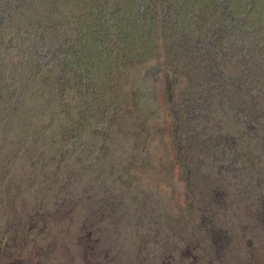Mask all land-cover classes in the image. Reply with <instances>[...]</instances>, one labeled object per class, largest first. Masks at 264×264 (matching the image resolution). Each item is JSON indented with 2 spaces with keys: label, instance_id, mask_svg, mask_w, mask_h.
I'll return each instance as SVG.
<instances>
[{
  "label": "rangeland",
  "instance_id": "1",
  "mask_svg": "<svg viewBox=\"0 0 264 264\" xmlns=\"http://www.w3.org/2000/svg\"><path fill=\"white\" fill-rule=\"evenodd\" d=\"M150 1L0 0V264H264V87L235 91L243 83L235 89L230 77L250 68L213 60L221 31L189 16L175 13L167 32L162 13H143L152 19L141 34L157 49L102 38L116 22L130 30L136 6ZM248 1L251 10L262 0ZM85 7L96 9L101 52L75 50L76 39L55 32L81 16L84 24ZM262 21L256 28L250 17L244 38L264 41ZM134 46L142 56L129 80L118 60L110 82L90 88L102 99L57 88L73 56L90 62ZM194 51L203 63L187 66ZM257 68L264 62L249 77ZM218 79L230 98L214 92ZM111 105L126 116L109 135L100 121Z\"/></svg>",
  "mask_w": 264,
  "mask_h": 264
},
{
  "label": "trees",
  "instance_id": "2",
  "mask_svg": "<svg viewBox=\"0 0 264 264\" xmlns=\"http://www.w3.org/2000/svg\"><path fill=\"white\" fill-rule=\"evenodd\" d=\"M163 1L165 0H152L148 2V4L144 5V8L136 6L139 9H137V12H135L133 15V17L135 18H134V21L133 20L131 21L130 30L128 27H127L128 28L127 31L124 30L123 25H120L118 22H116L112 25L103 27L102 30H100V32H102L104 35H102L103 37L101 35L100 36L102 38L114 37L112 40L118 41L115 44V47L119 44V41H121L122 44H124L125 46L126 44H128V41L132 42L133 39L140 40L137 42L139 43L140 46H142L141 51H143L144 47L146 48L148 44H150L149 46L153 45L151 44L152 42L149 39L150 37H145L141 34L142 32L141 30H145V31L147 30L148 28L147 24L150 23L152 19V16L151 17L149 16L147 20L143 19V17L145 18V14H143L144 12H146L147 10H150L151 12H153V14L157 11H159L160 14L161 13L163 14L166 23L162 22L164 26L159 24V27L162 28V31L163 30L167 31V21L169 20L171 22L172 20H174L173 16L175 13L180 14L179 15L180 19L184 18L188 21H189V18H188L189 16L192 21L196 19L200 24H202V27L204 24H206L214 28L215 31L217 30L221 31L222 36L220 37L222 40L216 46L215 50L213 46L212 50L210 51V55L213 60H214V57L217 56L218 58H220V60L223 61V64L227 65L229 68H231L234 65L236 66V68H239L240 66H246L250 68V71H248L245 76L237 77V75L234 74L232 77H230V80H232L231 86L235 89L237 88V84L239 82L242 81L243 83V85L242 86L239 85L238 87L239 89L235 91L242 90L246 86L250 87L251 83L252 84L255 83L256 86L264 87V84L262 82H259V81L264 80L263 79L264 78V68L263 69L257 68L255 71H261V74H257L256 76L249 77V74L251 73L252 68H254V65H257V67H259L264 62V41H259L258 38L257 39L255 38L254 41H250L248 33H247L248 34L247 38L246 39L244 38L245 32L250 28V26H252L249 23L250 17L254 21L258 22L256 24V28H261L260 24L263 23L262 20H263V15H264V0L258 3V5H254L251 10H250V3L248 0H223L224 3L221 6H218V4L222 0H173L174 4L175 2H179L178 8H175L177 11L172 9L173 3L168 6L167 11L161 10V8L159 9L158 4H161ZM181 1L183 2L182 4H180ZM133 2L135 3V0H133ZM224 6L226 7L227 14L233 12L235 15H243L246 20L245 25L236 26V23L232 22L230 18L224 19L225 21L221 20L220 19L221 11L219 12L218 10L224 8ZM209 8L211 10L208 13L205 12V9H209ZM95 10L96 9H92V8L86 9L85 7L84 12L77 11L78 12L77 19L81 16L80 14L82 15L84 14L86 17H88L85 19L84 24H83V21L81 20L82 18L81 16L78 19L79 21L74 20L71 22L70 25L65 26L61 30L55 31V32L59 33L60 35H63L65 38L76 39L75 44L73 46L75 47V50H80L81 48H85L91 51L101 52V48L100 46H98L99 44L93 40V38L96 35H99V31L95 29L94 23L91 22V20L95 21ZM136 20H137V23H136ZM144 20L146 21V23ZM79 22L81 24V27L83 28V30L81 31L77 30V26ZM219 22L222 23L221 26ZM151 25L153 26V22L151 23ZM228 25H231V26H228ZM132 27H134L135 29H133ZM88 30H91V33L87 35L86 33L88 32ZM33 43H36V42L33 41ZM14 45L15 46L18 45V47L16 48L19 51L22 49L20 43L17 44L15 42ZM128 45L131 46L132 44H128ZM154 47H156L157 49L159 48V45L154 46ZM190 47L193 48L192 46ZM110 50H113V49H110ZM110 50H107V51H110ZM192 50H194V48ZM141 51H138L136 53V49L134 46V48L131 51H130V48H128V50L122 53L120 56L118 54L115 56V54L110 52L105 55L114 56L113 58H110V57L106 58L105 55H103L102 57H99L97 60H91L90 62H84L83 60H74V56H73L72 62L69 63V65H72L75 68V71L73 70V74H72V71L70 70V73L67 75V78L58 79L60 86L57 88L64 92H67L68 90H72L73 93L75 92V90H80L78 92H80L81 97L82 96L84 97V95H89L93 98H97L98 100L102 99V96L100 95L101 94L100 90L92 92L90 88L92 86L102 87L103 81L110 82L111 78L113 77V71L115 69V66L117 65L118 60L120 62H123V61L127 62L126 66L128 69V80H129V78L131 77V72L133 70V68L131 67V62L137 54L139 57L142 56ZM249 51H251L252 53L257 52L256 54L259 55V58L257 59L256 56L251 55ZM22 52H24V50H22ZM195 52L196 51H194V53ZM192 55H194L196 59L191 57ZM199 55L202 56L199 52L198 53L196 52V54H189V59L191 60H189L190 64H188L187 66L189 65L200 66L203 63L201 62V59H203L204 56L199 57ZM91 57H95V56L91 55ZM149 60L152 62L156 61L154 60V57H152ZM111 63L113 64V69L108 70V67L110 66ZM54 68H57L60 70L61 66L54 65L53 69ZM105 71H109V72H105ZM72 85H74L73 88H72ZM211 86L214 88V92L224 93L230 98L231 95L229 94V92L232 90V88L230 86L224 85V82L222 80L218 79V84H216L214 81V84H211ZM85 97H88V96H85ZM85 97L81 99L84 100ZM73 99L78 100V98H76L75 95ZM263 99L264 97L261 98V102L264 104ZM137 105H129L128 108L130 110L132 109L140 110L141 108H140L139 100H138ZM89 106L90 105H87L85 108H82L84 119L86 116L85 110L89 108ZM111 107H112L111 113H108L107 111H105L107 113V116H106L107 120L109 121H107L106 119H103V121H100V123L104 126L103 131H105L109 135H112L114 131L116 132L115 128L119 125V124L115 125L114 123L118 119H122L123 116H126L123 114L118 115L120 110L114 108L112 105ZM116 107L117 108L120 107V102L116 104ZM96 124L97 123L94 122L92 126H95ZM10 223H11V220L9 221V224ZM12 238L13 236L11 237V239ZM9 247H12V246H9ZM3 248L4 247L0 248V253L2 252ZM32 251H34V249ZM35 251L37 252L39 250L36 249ZM18 252L20 253V250H18ZM22 256L23 254L21 255V257ZM24 260L26 259H22L23 262Z\"/></svg>",
  "mask_w": 264,
  "mask_h": 264
}]
</instances>
